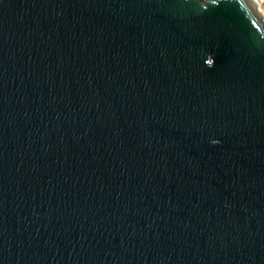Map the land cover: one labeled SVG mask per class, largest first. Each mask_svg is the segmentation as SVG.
Listing matches in <instances>:
<instances>
[{
  "label": "water",
  "instance_id": "obj_1",
  "mask_svg": "<svg viewBox=\"0 0 264 264\" xmlns=\"http://www.w3.org/2000/svg\"><path fill=\"white\" fill-rule=\"evenodd\" d=\"M0 264H264L249 0H0Z\"/></svg>",
  "mask_w": 264,
  "mask_h": 264
},
{
  "label": "rangeland",
  "instance_id": "obj_2",
  "mask_svg": "<svg viewBox=\"0 0 264 264\" xmlns=\"http://www.w3.org/2000/svg\"><path fill=\"white\" fill-rule=\"evenodd\" d=\"M259 1V9L260 10L259 12L262 14V17L264 19V0H258Z\"/></svg>",
  "mask_w": 264,
  "mask_h": 264
},
{
  "label": "bare ground",
  "instance_id": "obj_3",
  "mask_svg": "<svg viewBox=\"0 0 264 264\" xmlns=\"http://www.w3.org/2000/svg\"><path fill=\"white\" fill-rule=\"evenodd\" d=\"M256 8V10L259 12L260 10H258L259 8V1L258 0H249Z\"/></svg>",
  "mask_w": 264,
  "mask_h": 264
}]
</instances>
